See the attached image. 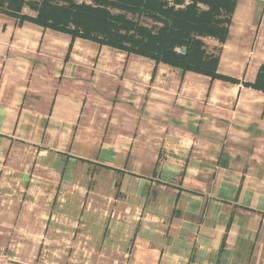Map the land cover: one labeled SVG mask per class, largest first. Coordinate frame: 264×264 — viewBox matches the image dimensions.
<instances>
[{
  "label": "crops",
  "instance_id": "1",
  "mask_svg": "<svg viewBox=\"0 0 264 264\" xmlns=\"http://www.w3.org/2000/svg\"><path fill=\"white\" fill-rule=\"evenodd\" d=\"M235 1L226 43L204 42L209 53L222 48L219 73L238 85L165 64L152 79L154 61L134 56L128 69L132 56L76 40L70 59L108 48L86 67L96 111L111 108L100 137L76 134L93 109L91 77L65 59L70 36L0 13V177L25 150L35 154L33 182L94 167L100 183L110 172L127 202L114 224L134 243L131 264H264V92L243 86L264 67V0ZM120 67L125 82L113 79L105 98Z\"/></svg>",
  "mask_w": 264,
  "mask_h": 264
},
{
  "label": "rangeland",
  "instance_id": "2",
  "mask_svg": "<svg viewBox=\"0 0 264 264\" xmlns=\"http://www.w3.org/2000/svg\"><path fill=\"white\" fill-rule=\"evenodd\" d=\"M25 13L33 15L28 9ZM81 47L83 52L86 48ZM107 49H101L96 59L104 60ZM132 57L123 56L126 63L133 59L128 69L137 66V57ZM71 59H75L83 71L77 72V77H91L86 80L90 86L87 100L93 111L85 118L92 116L88 123H80L76 134L100 137L111 108L103 106L100 109L104 113L96 111L99 107L95 106L98 93L92 83L94 74L86 68L87 60L95 61V56L72 54ZM108 60L113 64L116 58L109 56ZM111 71L116 75L110 74L105 79V98L114 92L113 79L119 83L125 82L127 77L121 67ZM69 83H63L64 90L72 88ZM152 134L154 141H159L157 136L163 135L159 131ZM34 158V153L21 152L0 177V264H131L134 243L129 238L123 241L114 224L117 210L127 202L113 186L111 173L103 172L105 176L99 183L101 172L91 167L87 173L85 167L83 176L68 182L58 183L47 174L39 182H33Z\"/></svg>",
  "mask_w": 264,
  "mask_h": 264
},
{
  "label": "trees",
  "instance_id": "3",
  "mask_svg": "<svg viewBox=\"0 0 264 264\" xmlns=\"http://www.w3.org/2000/svg\"><path fill=\"white\" fill-rule=\"evenodd\" d=\"M235 7V0H0V13L16 18L19 27L31 23L70 36L66 60L83 40L153 60L152 79L165 64L238 85L239 79L219 73L222 48L209 53L204 42L226 43ZM243 86L264 92V67Z\"/></svg>",
  "mask_w": 264,
  "mask_h": 264
},
{
  "label": "built area",
  "instance_id": "4",
  "mask_svg": "<svg viewBox=\"0 0 264 264\" xmlns=\"http://www.w3.org/2000/svg\"><path fill=\"white\" fill-rule=\"evenodd\" d=\"M180 51H185V49L183 48V49H181Z\"/></svg>",
  "mask_w": 264,
  "mask_h": 264
}]
</instances>
